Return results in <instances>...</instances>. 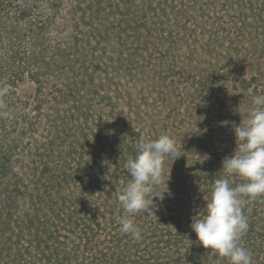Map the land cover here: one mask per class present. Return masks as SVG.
Returning a JSON list of instances; mask_svg holds the SVG:
<instances>
[{"label": "trees", "instance_id": "obj_1", "mask_svg": "<svg viewBox=\"0 0 264 264\" xmlns=\"http://www.w3.org/2000/svg\"><path fill=\"white\" fill-rule=\"evenodd\" d=\"M263 29L264 0H0V264H228L190 224L234 132L205 152L180 110L202 116L182 99L216 89L228 41L264 58ZM161 134L182 155L164 159L148 198L172 195L134 216L135 239L119 225L125 164ZM243 211L241 243L264 264V197Z\"/></svg>", "mask_w": 264, "mask_h": 264}, {"label": "clouds", "instance_id": "obj_2", "mask_svg": "<svg viewBox=\"0 0 264 264\" xmlns=\"http://www.w3.org/2000/svg\"><path fill=\"white\" fill-rule=\"evenodd\" d=\"M239 114L240 122L233 128L235 148L222 158L220 175L204 201L205 211L192 217L190 228L203 248L226 258L228 264H253L250 251L241 243L249 228L243 205L247 200L264 197V93L252 95L250 106ZM181 155L168 134L139 142L136 155L125 164L130 180L118 193L125 213L119 219L121 233L140 239L134 216L148 209L154 214L158 206L153 198L162 202L165 193L172 195L167 187L160 195L148 198L154 186L167 184L168 180L162 179L164 159L172 156L174 161ZM233 177L242 182L234 185ZM18 203L28 207L27 201Z\"/></svg>", "mask_w": 264, "mask_h": 264}, {"label": "rangeland", "instance_id": "obj_3", "mask_svg": "<svg viewBox=\"0 0 264 264\" xmlns=\"http://www.w3.org/2000/svg\"><path fill=\"white\" fill-rule=\"evenodd\" d=\"M251 22L254 23L253 20ZM245 32L248 33L247 30ZM259 42L261 44V41ZM219 50H222L225 57L223 58L222 55L221 62L215 69L219 74L217 80L213 82L216 89L203 95L197 93L194 96L185 95L186 98L182 99L183 106L191 104L202 116L197 117L198 115L194 114L192 117L182 109L180 112L184 122L178 124V128L187 131L185 135L193 131L200 133V137L207 142L205 152L215 151L220 157V154H223L221 140L228 145L226 135H230L235 128L234 122L239 124L241 119L239 113L250 106L252 95L264 93V58L263 54L254 51L248 40L243 38L235 42L228 41L226 46ZM206 56L211 58L209 54ZM199 76L196 74L198 79ZM23 92L22 100L26 95L29 96L31 90L23 89ZM178 100H181V96L173 95L172 106ZM171 124V128L177 125L174 120ZM176 138L181 139V137ZM210 138L215 140L214 143H210Z\"/></svg>", "mask_w": 264, "mask_h": 264}]
</instances>
